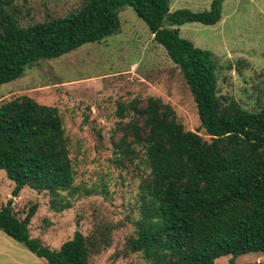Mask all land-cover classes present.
Here are the masks:
<instances>
[{"label": "trees", "instance_id": "trees-1", "mask_svg": "<svg viewBox=\"0 0 264 264\" xmlns=\"http://www.w3.org/2000/svg\"><path fill=\"white\" fill-rule=\"evenodd\" d=\"M18 1L24 0H0V85L38 62L118 34L117 11L129 7L189 90L208 142L184 131L159 99L149 97L141 108L137 101L116 106L119 120L129 112L133 117L120 124L114 146L129 163L135 157L130 147L138 146L148 170L138 185L135 237L127 240V251L145 264H213L221 256L235 264L239 256L264 254V101L247 110L218 98L212 54L178 33L188 23L216 24L224 0H211L198 12H169V0H85L75 12L26 27L14 16ZM0 170L13 184L12 197L27 187L45 192L56 212L70 207L78 191L54 107L26 96L0 104ZM35 208L18 220L7 200L0 206V232L46 264H89L95 244L77 231L56 250L29 237Z\"/></svg>", "mask_w": 264, "mask_h": 264}, {"label": "rangeland", "instance_id": "rangeland-1", "mask_svg": "<svg viewBox=\"0 0 264 264\" xmlns=\"http://www.w3.org/2000/svg\"><path fill=\"white\" fill-rule=\"evenodd\" d=\"M84 1H18L14 16L19 26L26 27L64 17ZM210 1L169 0L168 10L198 12L206 10ZM117 18L118 34L38 62L20 78L0 85V104L26 96L57 110L78 191L68 209L56 212L50 208L45 192L24 187L12 197L13 184L0 170V206L10 199L18 220L35 206L28 225L29 237L52 250L79 232L95 244L89 264H145L138 253L127 251L126 243L135 237L132 222L137 218L138 185L148 170L141 163L143 154L138 146L130 147L135 152L131 163L114 146L122 135L120 124L133 117L129 112L119 120L115 115L117 104L128 108L137 101L141 108L147 98L159 99L171 107L184 131L196 132L209 141L199 128L192 97L179 70L153 42L144 23L129 7L118 10ZM178 31L181 38L210 52L215 59L218 98L233 100L247 110L262 104L264 0H224L216 24L188 23ZM130 140L129 136L125 138L126 142ZM0 236L6 237L1 232ZM228 259L221 256L213 264H228ZM234 263L264 264V254H245Z\"/></svg>", "mask_w": 264, "mask_h": 264}, {"label": "crops", "instance_id": "crops-1", "mask_svg": "<svg viewBox=\"0 0 264 264\" xmlns=\"http://www.w3.org/2000/svg\"><path fill=\"white\" fill-rule=\"evenodd\" d=\"M6 238L0 236V264H46L43 259L33 257L26 249Z\"/></svg>", "mask_w": 264, "mask_h": 264}]
</instances>
